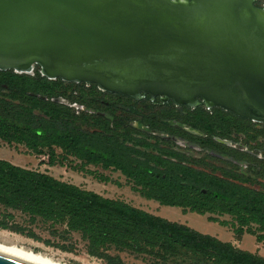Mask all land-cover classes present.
<instances>
[{
	"label": "trees",
	"instance_id": "16d2710c",
	"mask_svg": "<svg viewBox=\"0 0 264 264\" xmlns=\"http://www.w3.org/2000/svg\"><path fill=\"white\" fill-rule=\"evenodd\" d=\"M76 89L39 70L35 74L0 70V139L25 145L35 154H47L50 165L73 157L80 161L76 170L103 183L113 180L88 169L89 165L119 171L132 183V190L148 200L182 208L184 213L209 214V221L230 226L238 237L248 233L264 241V188L259 187L264 161L251 159L248 153L214 138L246 132L250 119L219 107L197 108L188 110L181 121L202 135L179 130L171 123L155 122L151 128L180 135L236 161H248L249 166L242 169L233 160L198 159L175 149L151 130L133 126V118L125 110L102 101L104 94L96 85ZM59 98L68 103L57 101ZM74 103L83 105L85 111L78 112ZM0 206L27 214L32 222L41 218L65 224L87 241L90 255L109 264H124L109 253L111 248L151 255L162 262L191 257L200 264H264L263 256L232 242L2 158ZM223 215L231 220L220 219ZM14 218L13 213L4 215L0 227L38 238Z\"/></svg>",
	"mask_w": 264,
	"mask_h": 264
},
{
	"label": "water",
	"instance_id": "95a60500",
	"mask_svg": "<svg viewBox=\"0 0 264 264\" xmlns=\"http://www.w3.org/2000/svg\"><path fill=\"white\" fill-rule=\"evenodd\" d=\"M264 123L256 0H0V70ZM57 101L60 102L58 99ZM0 264H32L0 252Z\"/></svg>",
	"mask_w": 264,
	"mask_h": 264
},
{
	"label": "rangeland",
	"instance_id": "374dc122",
	"mask_svg": "<svg viewBox=\"0 0 264 264\" xmlns=\"http://www.w3.org/2000/svg\"><path fill=\"white\" fill-rule=\"evenodd\" d=\"M37 70L40 71L39 66L35 67L33 74ZM64 82L66 85H70L72 89L90 86L86 83ZM109 97L111 98V96ZM59 100L60 102L68 103L64 98H59ZM73 107L78 112L85 111V107H82L78 103H74ZM150 108L152 109V107ZM182 118L183 115L176 117L177 122L179 123ZM182 126V131L198 135L197 130L193 129L190 125L182 124ZM246 130V132L241 133L234 132L231 138L216 137V139L225 146L248 153L251 159L258 158L264 161V123L252 121V124ZM151 134L165 139L172 147L198 159H203L207 156L225 160L229 159L228 156L219 155L217 152L211 151L198 143H194L189 139H184L177 135L154 129H152ZM57 153H61V150L58 149ZM0 158L23 167L48 172L58 179L77 184L88 190H93L105 197L124 200L135 207L142 208L171 221L188 225L203 234L217 237L222 241L232 242L240 249L258 253L264 257V241L259 242L255 235L244 233L238 237L230 226H222L219 223L209 221V214L184 213L182 208L166 206L155 200H148L138 192L133 191L132 183L119 171H105L99 166L89 165L87 167L88 169L97 170L109 175L113 180V182L103 183L98 181L93 175L76 170L75 168L80 165V161L73 157H70L66 161L59 159L58 163L50 165L47 154H35L30 152L25 145L9 144L2 139H0ZM238 163L242 169L249 166V163L246 162ZM116 182H119L121 185L116 184ZM260 183L261 186L259 187L264 188V179H260ZM8 213H13L15 217L14 222L26 227L27 232L33 231L38 238L0 227L1 242L22 246L63 263L109 264L103 258L90 255L87 251V241L82 238L80 233L69 231L65 224L47 222L41 218H37L32 222L29 215L0 206V219H3L4 215ZM220 219L231 220V216L223 215L220 216ZM109 253L114 256H119L124 264H200L191 257H179L169 262H162L151 255L136 254L131 251H118L115 248H111Z\"/></svg>",
	"mask_w": 264,
	"mask_h": 264
},
{
	"label": "flooded vegetation",
	"instance_id": "af4514ba",
	"mask_svg": "<svg viewBox=\"0 0 264 264\" xmlns=\"http://www.w3.org/2000/svg\"><path fill=\"white\" fill-rule=\"evenodd\" d=\"M256 5L259 7H264V0H256ZM88 84V83H86ZM90 86L86 88H91L95 84H89ZM97 86V85H96ZM97 89L101 91L104 95V99L102 100L106 105L110 107H115L120 110H125L133 119L130 121L131 124L137 128L148 130L149 128H153V124L157 122L159 125H170V123L178 128L179 130H183L182 124H188L183 121L177 122L176 117H179L180 115L185 116L187 114V111H193L197 108H203L207 110H212L213 108L207 107L203 102H201L199 105L195 107H189L186 105H180L175 103L173 100L166 101L162 99L161 97H151L150 95H142L139 98H134L130 96H124L116 93L108 94L107 91L102 90L99 86H97ZM110 93V92H109ZM111 96V98L109 97ZM113 97V98H112ZM82 107H84L82 105ZM152 107V109L150 108ZM182 120V119H181ZM149 123H148V122ZM147 122V124H145ZM165 123V124H163ZM189 125V124H188ZM149 129V131H150ZM159 130L160 132H166L161 129H154ZM152 131V130H151ZM198 135H202L199 131H197ZM180 136V135H177ZM182 137V136H180ZM184 138V137H182ZM215 140L216 137H214ZM186 139V138H184ZM206 147V146H204ZM207 149L214 151L208 147ZM176 149V148H175ZM179 150V149H177ZM181 151V150H179ZM183 152V151H181ZM215 152V151H214ZM219 154V153H218ZM222 155L223 154H219ZM226 156V155H224ZM228 160H233L234 162H246L248 161H236L232 157L228 156ZM262 160V159H260ZM239 164V163H238ZM250 164V163H249ZM248 167V166H247Z\"/></svg>",
	"mask_w": 264,
	"mask_h": 264
},
{
	"label": "bare ground",
	"instance_id": "6f19581e",
	"mask_svg": "<svg viewBox=\"0 0 264 264\" xmlns=\"http://www.w3.org/2000/svg\"><path fill=\"white\" fill-rule=\"evenodd\" d=\"M0 252L24 260L32 264H68L56 261L41 253L28 250L22 246L15 244H6L0 241Z\"/></svg>",
	"mask_w": 264,
	"mask_h": 264
},
{
	"label": "built area",
	"instance_id": "2783aa9c",
	"mask_svg": "<svg viewBox=\"0 0 264 264\" xmlns=\"http://www.w3.org/2000/svg\"><path fill=\"white\" fill-rule=\"evenodd\" d=\"M262 8H264V7H262Z\"/></svg>",
	"mask_w": 264,
	"mask_h": 264
}]
</instances>
